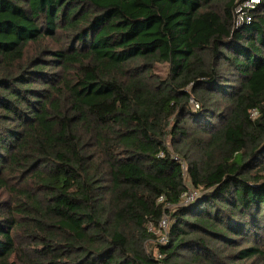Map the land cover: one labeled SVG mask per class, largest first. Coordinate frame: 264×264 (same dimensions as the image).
Here are the masks:
<instances>
[{
  "label": "trees",
  "instance_id": "16d2710c",
  "mask_svg": "<svg viewBox=\"0 0 264 264\" xmlns=\"http://www.w3.org/2000/svg\"><path fill=\"white\" fill-rule=\"evenodd\" d=\"M250 1L0 0V264H264Z\"/></svg>",
  "mask_w": 264,
  "mask_h": 264
},
{
  "label": "rangeland",
  "instance_id": "374dc122",
  "mask_svg": "<svg viewBox=\"0 0 264 264\" xmlns=\"http://www.w3.org/2000/svg\"><path fill=\"white\" fill-rule=\"evenodd\" d=\"M256 2H257V0H251L245 6L239 7L238 8V12H240L241 8H249L252 5V3H256ZM255 117H256V114H255ZM186 184L188 185L191 193L194 194V196H195L194 199H190L187 203H190V204L193 205V204H195L196 201H198V199L202 195L201 194H198V193H195L196 192L195 189L192 188V185L189 184V181L188 180H186ZM187 198H189V196ZM168 222H169V226H170V220H168ZM149 231L154 234L155 238H150V240L146 243V248H147V251L148 252L153 251L155 253L154 255L157 257L159 254L157 253L156 246H157V244H160L159 243V240H160V229H159V226L158 227H154L153 225H150L149 226Z\"/></svg>",
  "mask_w": 264,
  "mask_h": 264
},
{
  "label": "built area",
  "instance_id": "2783aa9c",
  "mask_svg": "<svg viewBox=\"0 0 264 264\" xmlns=\"http://www.w3.org/2000/svg\"><path fill=\"white\" fill-rule=\"evenodd\" d=\"M258 2V0H257ZM189 198H187V202L190 200V199H194V194H190L188 195ZM188 196H185V197H188ZM164 199L161 198L159 200V202H163ZM168 228H169V222H168V219H163V221L160 223L159 225V229H160V240H159V243L160 244H167L168 242ZM163 259V256L162 255H158L157 256V260L158 261H161Z\"/></svg>",
  "mask_w": 264,
  "mask_h": 264
}]
</instances>
